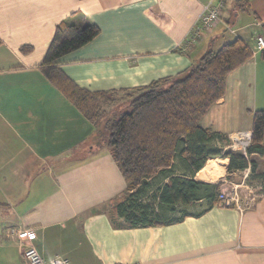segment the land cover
Wrapping results in <instances>:
<instances>
[{"label": "crops", "instance_id": "obj_1", "mask_svg": "<svg viewBox=\"0 0 264 264\" xmlns=\"http://www.w3.org/2000/svg\"><path fill=\"white\" fill-rule=\"evenodd\" d=\"M208 1L0 0V264H26L18 240L7 236L12 225L36 231L48 264L56 255L72 264H264V184L250 168L229 170L228 157L209 158L194 178L225 188L248 176L257 192L251 205L208 208L200 200L178 207L188 215L176 222L114 226L108 210L127 184L106 132L101 139L99 124L39 68L63 19L83 17L100 28L61 59L67 75L92 91L174 78L210 49L236 38L253 47L264 36V0H248L246 10L226 0L214 28L185 45ZM256 109H264V49L227 75L225 94L201 123L231 139L252 133ZM161 177L159 184L169 179Z\"/></svg>", "mask_w": 264, "mask_h": 264}, {"label": "trees", "instance_id": "obj_2", "mask_svg": "<svg viewBox=\"0 0 264 264\" xmlns=\"http://www.w3.org/2000/svg\"><path fill=\"white\" fill-rule=\"evenodd\" d=\"M238 2L240 9H248V0ZM99 33V26L83 17L72 21L63 19L56 25L39 68L91 123L100 124L104 116L108 117L105 122L107 147L127 184L122 196L110 204L112 224L139 227L176 222L188 215L178 207L200 200H206L211 208L218 202L223 182L194 178L209 158L228 157L232 171L255 170L253 156L264 157V109L253 113L247 155L230 147L231 139L227 134L201 123L225 94L227 75L252 56V47L236 38L208 50L174 78H161L132 89L92 91L79 86L67 75L61 59ZM28 49L23 47V50ZM119 98L129 100V108L120 115L114 109ZM100 134L102 139V132ZM178 161L183 166L181 174L175 173ZM162 175L169 179L159 184ZM258 178L264 184V174H258ZM173 213L181 215L168 216Z\"/></svg>", "mask_w": 264, "mask_h": 264}, {"label": "built area", "instance_id": "obj_3", "mask_svg": "<svg viewBox=\"0 0 264 264\" xmlns=\"http://www.w3.org/2000/svg\"><path fill=\"white\" fill-rule=\"evenodd\" d=\"M226 0H209L203 8V11L197 21L193 26L188 36L185 39V45L193 43L195 40L201 38L205 32H208L214 28L218 21L221 20V12L225 6ZM255 45L252 47V54L264 49V36L262 34H257L255 37ZM252 133L235 132L231 136L230 147L235 150L242 151L247 155V148L251 143ZM240 141V142H239ZM235 186L231 190L233 194L225 193L222 188L219 195L217 204L219 206L225 207H238L239 209H244L246 205H251L257 196V192L252 191V194L243 199L237 191L239 184H234ZM235 189V190H234ZM245 200L246 203L243 202ZM7 236L16 239L20 245L21 255L26 262V264H48L34 241L37 237V233L34 229L25 228L17 225H12L7 228ZM51 264H72L70 260L61 255H56L52 260Z\"/></svg>", "mask_w": 264, "mask_h": 264}, {"label": "rangeland", "instance_id": "obj_4", "mask_svg": "<svg viewBox=\"0 0 264 264\" xmlns=\"http://www.w3.org/2000/svg\"><path fill=\"white\" fill-rule=\"evenodd\" d=\"M129 100L126 98L118 99L117 104L114 106V109H116V112L120 115L122 112L126 111L129 108ZM117 116V115H116ZM108 118V117H107ZM106 116L100 121L99 124V130H101L102 133L106 131L105 128V122H106ZM108 132L106 131V135ZM255 163H256V168L255 170L249 169L248 175H254L255 177H258V174L263 173L264 174V157H256L255 158ZM248 176L243 180L239 179L238 177L233 178L232 180L235 182H231L228 187L223 188L225 193H230L233 187L235 186L234 184H239L240 186L237 187V191L239 195L242 196L243 199H246L249 195L252 194V183L248 181ZM257 180H260L259 178ZM240 182V183H237ZM256 182V181H255ZM261 183L262 181H258ZM235 190V189H234ZM253 191L255 192L256 189L254 188ZM234 193V192H233ZM232 192L230 194H233Z\"/></svg>", "mask_w": 264, "mask_h": 264}, {"label": "bare ground", "instance_id": "obj_5", "mask_svg": "<svg viewBox=\"0 0 264 264\" xmlns=\"http://www.w3.org/2000/svg\"><path fill=\"white\" fill-rule=\"evenodd\" d=\"M240 142V141H239Z\"/></svg>", "mask_w": 264, "mask_h": 264}]
</instances>
